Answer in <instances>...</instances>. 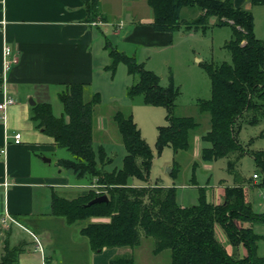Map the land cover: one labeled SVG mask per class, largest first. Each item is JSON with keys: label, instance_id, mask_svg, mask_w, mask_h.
Returning <instances> with one entry per match:
<instances>
[{"label": "trees", "instance_id": "1", "mask_svg": "<svg viewBox=\"0 0 264 264\" xmlns=\"http://www.w3.org/2000/svg\"><path fill=\"white\" fill-rule=\"evenodd\" d=\"M264 4V0H251ZM152 11V24L158 31L182 32L195 30L205 33L210 27L209 17L216 16L217 25H230L232 37L227 42L232 61L209 62L206 72L211 82L209 98H200V111L210 114V127L201 137L205 142L202 157L207 160L246 152L238 133L244 125H255L264 120V38L254 33V16L250 9L236 6L234 0H147ZM99 0L86 2L89 18L106 20ZM189 7L196 16L182 18V9ZM214 24V22H213ZM105 47L110 56L106 68L114 73L123 62L129 74L138 80L128 88L129 95H142L143 102L164 106L165 125L158 127L156 147L160 152L170 145L175 152L192 147V136L200 126L192 116L174 113L179 88L171 82L160 83V77L134 55L116 48L105 36ZM85 85L70 82L58 97L64 113L56 116L48 101L33 106V119L51 136L58 147L66 148L68 157H60L57 165L71 169L78 178H85L87 186L73 198L53 192L52 212L65 217L68 223L89 220L80 232L88 239L91 249L124 247L128 252L117 253L111 264H139L133 249L142 242L143 235L154 238L153 253L169 250L166 264H264L258 253L259 233L251 223L264 221V212L254 210L246 201L241 183L225 188L224 201L211 202L205 187H200L199 201L180 205L176 200L177 187L154 184L136 185L131 177L146 181L150 174L153 150L143 138L132 113L121 110L113 115L126 148L123 165L111 171L105 165L111 161L103 144L93 145L94 108L101 101L100 93L85 100ZM264 134V131L261 133ZM255 162L262 172L264 184V149L254 151ZM101 163V166H99ZM176 168L171 172L176 173ZM258 174V173H257ZM259 175V174H258ZM106 193L107 201L87 204L92 198ZM92 217H108L94 221ZM244 222H249L245 225ZM218 225L227 240L237 246L243 243L245 255L230 254L216 233ZM22 251V243H7L0 264H11Z\"/></svg>", "mask_w": 264, "mask_h": 264}, {"label": "crops", "instance_id": "2", "mask_svg": "<svg viewBox=\"0 0 264 264\" xmlns=\"http://www.w3.org/2000/svg\"><path fill=\"white\" fill-rule=\"evenodd\" d=\"M87 1L0 0V102L4 92L15 100L4 112L0 110V148H5L4 155H0V219L9 213L21 222V225L9 223L8 227L0 224V259L7 243H22V251L11 264H111L112 256L129 251L124 247L93 251L88 239L80 232L89 220L68 223L65 217L52 212L53 192L73 198L80 193L70 196L72 189L80 187L83 190L87 183L71 169L57 165L52 170V157L46 156L52 154L57 145L54 140L52 142V137L46 139L44 129L33 119V106L42 101L51 103L52 97H58L70 82L86 84L85 91L95 90L97 71L100 68L107 71L109 61L105 36L120 51L136 56L137 45L170 46L175 33L198 32L156 30L147 0H99L106 17L102 21L100 16L94 20L89 18ZM234 4L244 8L253 5L251 0H234ZM183 11L187 12L184 8ZM188 11L190 17L194 10L188 8ZM5 44L12 50L9 57L17 58L7 70L4 66ZM98 50L102 56L97 54ZM99 124L104 126V122ZM17 132L22 136L19 143L13 138ZM261 133L259 135H264ZM255 173L251 179L257 185L259 175L255 178ZM192 182L196 184L194 180ZM238 183L244 190L253 187L252 183L245 182L227 186ZM244 192L246 201L251 203L246 190ZM259 197L263 199L264 193H259ZM80 221L83 224L77 227L70 241L59 239L60 234L64 235L71 225ZM254 223H251L253 228ZM31 231L39 239L42 249L37 246ZM229 243L225 246L230 254L242 256L247 253L243 243L237 246Z\"/></svg>", "mask_w": 264, "mask_h": 264}, {"label": "rangeland", "instance_id": "3", "mask_svg": "<svg viewBox=\"0 0 264 264\" xmlns=\"http://www.w3.org/2000/svg\"><path fill=\"white\" fill-rule=\"evenodd\" d=\"M188 8H184L187 12L181 13L182 18L188 17ZM247 9H250L254 16L255 35L258 38H264V4H249ZM195 13L190 12L191 17L196 16ZM216 20V16L209 17L210 27L205 33L201 31L184 35L175 33L173 44L170 46L144 47L137 45L139 48L135 57L144 64V68L158 74L163 86L173 82L179 88L180 92L175 100L174 113L180 116H192L200 122L197 132L192 136V147L188 150L175 152L170 145H166L158 152L156 147L158 127L167 123V110L161 105L144 103L142 95L128 94V88L137 82L138 75L129 74L127 66L123 62L119 63L114 73L107 68V71L98 69L97 80L94 84L96 89L93 91V88L86 89L84 93L85 100L91 99L96 92H99L101 97V101L94 108L93 145L97 148L99 144H103L108 157L111 158V161L105 165L106 170L111 171L114 168L122 167L126 148L113 120V115L119 110L132 113L143 138L153 150V159L148 179L142 181L131 177L130 182L154 184L162 181L175 185L177 187L176 200L181 205L198 203L200 187L206 188V197L209 201H223L225 186L236 182L252 183V188L245 189L248 199L257 212H262L264 211V197L263 199L259 197V193L262 195L264 193V184L261 183L262 172L252 153L264 149V135H259L264 130V120L255 125L246 124L240 130L238 137L246 148V152L241 155L235 153L227 157L207 160L201 154L202 147L205 145L201 133L210 127V114L200 111L198 106L200 98L206 99L211 95V82L205 66L209 62L232 61L231 53L227 48V42L233 33L232 27L217 25L215 24ZM97 54L102 56L99 50ZM108 60L109 63L110 56ZM97 61L100 63V58L97 57ZM51 104L56 116H61L64 113L59 97L53 96ZM99 122H104V126H101ZM45 136L46 139L51 137ZM69 154L70 152L66 148L55 146V149H52V154L49 153L46 156L52 157V170L57 166L56 158L68 157ZM173 167L177 169L175 174L170 171ZM254 172L259 174L257 185H254L252 181L254 179H251ZM193 180L196 182L195 185ZM74 188L69 194L70 196L77 195L82 191L80 187ZM91 219L94 221L107 220L108 217H92ZM82 224L80 221L71 225L64 235L60 234L59 239L70 241L75 235L77 227ZM254 229L260 235L257 242L258 253L264 255V221L254 223ZM216 233L226 245L228 242L226 234L219 225L216 228ZM154 241L153 237L143 235L142 242L135 249V259L139 264L169 263V250H164L157 255L153 253ZM132 251L134 254V249Z\"/></svg>", "mask_w": 264, "mask_h": 264}, {"label": "built area", "instance_id": "4", "mask_svg": "<svg viewBox=\"0 0 264 264\" xmlns=\"http://www.w3.org/2000/svg\"><path fill=\"white\" fill-rule=\"evenodd\" d=\"M11 47L7 44L4 45V66L6 68V70L11 66L12 63L17 61V58L13 57L10 58V54H11ZM15 100L14 98H12L11 96H9L6 92H4V98L3 100L0 102V110H2L3 112L6 110V107L8 104L14 103ZM5 117V115H3ZM21 133L17 132L15 134H13V138L14 141L16 143H19L21 141ZM5 153V148L2 147L0 148V155H4ZM254 177H258V174L255 173ZM9 223H17L19 225H21V222H19V220H17L14 216H12L9 213H5V215L0 219V224L4 225L5 227L9 226ZM32 235L35 237L36 242H37V246L42 249V245L39 241V239L37 238V236L31 231Z\"/></svg>", "mask_w": 264, "mask_h": 264}, {"label": "water", "instance_id": "5", "mask_svg": "<svg viewBox=\"0 0 264 264\" xmlns=\"http://www.w3.org/2000/svg\"><path fill=\"white\" fill-rule=\"evenodd\" d=\"M107 200H108V195L106 193H103L101 195H98V196L92 198L87 204H92L95 202H102V201H107Z\"/></svg>", "mask_w": 264, "mask_h": 264}]
</instances>
